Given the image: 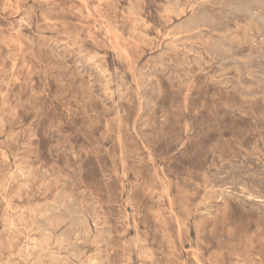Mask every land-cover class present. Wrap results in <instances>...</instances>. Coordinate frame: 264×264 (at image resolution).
I'll list each match as a JSON object with an SVG mask.
<instances>
[{
  "label": "rangeland",
  "instance_id": "obj_1",
  "mask_svg": "<svg viewBox=\"0 0 264 264\" xmlns=\"http://www.w3.org/2000/svg\"><path fill=\"white\" fill-rule=\"evenodd\" d=\"M0 264H264V0H0Z\"/></svg>",
  "mask_w": 264,
  "mask_h": 264
},
{
  "label": "bare ground",
  "instance_id": "obj_2",
  "mask_svg": "<svg viewBox=\"0 0 264 264\" xmlns=\"http://www.w3.org/2000/svg\"><path fill=\"white\" fill-rule=\"evenodd\" d=\"M145 250V249H144Z\"/></svg>",
  "mask_w": 264,
  "mask_h": 264
}]
</instances>
